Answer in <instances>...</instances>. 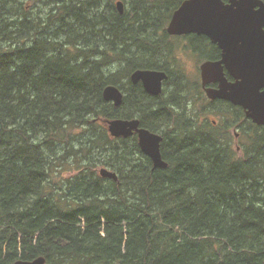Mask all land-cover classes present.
I'll return each instance as SVG.
<instances>
[{
	"label": "trees",
	"instance_id": "trees-1",
	"mask_svg": "<svg viewBox=\"0 0 264 264\" xmlns=\"http://www.w3.org/2000/svg\"><path fill=\"white\" fill-rule=\"evenodd\" d=\"M123 1L0 0V264H264V126L220 99L214 125L177 93L167 25L184 0ZM139 68L167 71L161 95L131 82ZM117 117L162 134L169 167L111 137Z\"/></svg>",
	"mask_w": 264,
	"mask_h": 264
},
{
	"label": "water",
	"instance_id": "water-1",
	"mask_svg": "<svg viewBox=\"0 0 264 264\" xmlns=\"http://www.w3.org/2000/svg\"><path fill=\"white\" fill-rule=\"evenodd\" d=\"M120 13L125 10L123 0H118ZM167 31L171 35L198 33L208 35L223 49V58L201 64L203 85L218 82L217 88L207 87L210 99H224L243 107L246 116L264 126V0H184L174 11ZM227 68L234 80H229ZM134 84L141 82L145 90L158 96L163 92V82L168 74L163 70L139 68L131 73ZM105 100L115 106L123 103L124 94L115 84L103 90ZM111 137L128 138L138 135L142 151L156 168H168L163 158V136L141 127L139 118H106L101 120ZM100 175L119 180L116 171L102 167ZM40 256L33 260H18L14 264H46Z\"/></svg>",
	"mask_w": 264,
	"mask_h": 264
},
{
	"label": "rangeland",
	"instance_id": "rangeland-1",
	"mask_svg": "<svg viewBox=\"0 0 264 264\" xmlns=\"http://www.w3.org/2000/svg\"><path fill=\"white\" fill-rule=\"evenodd\" d=\"M116 1L117 0H115V2ZM179 47H181V45ZM174 56L176 59L179 58V60L182 62L181 67L183 68V73L185 75L180 87L177 90V93L180 94V96L186 101L190 100L192 102L194 110L191 109V106L189 107L191 111L196 110L199 113L203 109L206 110L203 115H200L201 120H215L217 123H221L224 120V115L211 108V100L206 96V93L203 92L201 87L200 65L204 62V57L200 54L193 56L185 52L181 53L180 55L175 53ZM176 64L178 65L177 62ZM230 132L232 135L233 147L239 154H241L243 144L246 142V137L242 136L240 138H236L234 134L239 132L238 130H235L234 127H231ZM238 147H240V149H238Z\"/></svg>",
	"mask_w": 264,
	"mask_h": 264
},
{
	"label": "flooded vegetation",
	"instance_id": "flooded-vegetation-1",
	"mask_svg": "<svg viewBox=\"0 0 264 264\" xmlns=\"http://www.w3.org/2000/svg\"><path fill=\"white\" fill-rule=\"evenodd\" d=\"M222 1L226 4L230 2V0H222ZM169 36H170V40H171L170 46H171V49L173 52V56L175 55V53H177V55H180L181 53H184V52L189 53L190 55H193V56L200 54L204 57V62L209 61V60L218 61V60H221L223 58V52H224L223 49L219 46L218 43H215L206 34H198V33H188V34H182V35H171V34H169ZM180 45H181V47H179ZM224 71H225V74L229 80H234V78L231 76V74L227 68H225ZM200 76H201L200 82H201V87H202L203 92L206 93L207 87L217 88L219 86L218 82H211V83H208L206 86H204L202 75H201V68H200ZM206 96H207V93H206ZM210 100L214 101V100H219V99L217 98V99H213V100L210 99ZM220 100H223V99H220ZM224 101H227V100H224ZM230 103H232V102H230ZM233 105H235V104H233ZM235 106H237V105H235ZM244 112H245V110H244ZM213 124L216 125L217 122L214 120ZM234 129L237 130L236 127H234ZM136 135L137 134H135V136ZM235 136H236V138H240L239 133H236ZM137 138H138V135H137ZM238 149H240V148L238 147Z\"/></svg>",
	"mask_w": 264,
	"mask_h": 264
}]
</instances>
